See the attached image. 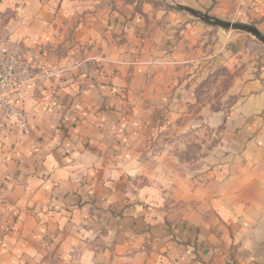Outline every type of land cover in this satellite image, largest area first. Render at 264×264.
<instances>
[{"label":"crops","instance_id":"1","mask_svg":"<svg viewBox=\"0 0 264 264\" xmlns=\"http://www.w3.org/2000/svg\"><path fill=\"white\" fill-rule=\"evenodd\" d=\"M179 1L196 9L206 2ZM91 2L0 0V57L19 47L38 68H68L55 84L57 99L50 85L27 90L29 135L0 130V264H264V208L243 195L250 175L264 169L257 142L264 65L248 85L252 94L223 118V161L169 208L158 192L124 188L126 163L118 155L120 139L137 135L130 130L142 120L138 113L150 111V95L166 99L168 84L150 82L148 70L174 67L156 59L175 41L176 15L167 16L166 33L158 27L153 35L164 13L151 4L139 14L128 4L116 15L100 9L88 16ZM213 14L264 32V0H220ZM187 27L172 53L176 61L197 60L193 49L206 29ZM108 30L118 36L105 39ZM66 42L72 46L61 56L57 49ZM123 90L131 100L119 97ZM125 102L129 116L119 111Z\"/></svg>","mask_w":264,"mask_h":264},{"label":"rangeland","instance_id":"2","mask_svg":"<svg viewBox=\"0 0 264 264\" xmlns=\"http://www.w3.org/2000/svg\"><path fill=\"white\" fill-rule=\"evenodd\" d=\"M144 3H149L154 9L164 13L162 21L152 25L153 35H156L155 29L159 32L158 27L166 33V28L162 25L171 24L167 19L170 13L176 15L178 26L172 25L175 29L176 42L174 41L167 52L163 51L166 52L165 57L159 56L156 59L157 62H167L168 59L174 67L163 70V67L157 63L148 70L149 79L152 80L150 82L158 85L162 82L168 84V97L166 95V99H162L156 92L150 95L152 98L150 100L152 106L150 109L148 107L150 111L147 114L138 113L142 120L134 122V127L131 126L132 130H130L133 132L134 129L137 135L135 134L132 142L120 139L118 156L122 163H126L123 169L126 180L123 182L124 188H131L136 193L140 190L158 192L160 193L158 197L160 195L165 197L167 207L174 208L176 201L187 191L190 192L193 186L191 183L198 179L207 167L223 161L226 143L224 135L226 123H223V118L236 111L237 105L252 94L248 85L251 80L260 77L264 65V44L247 31L213 24L212 21L217 20L213 14V8L220 3V0H206L197 9L192 8L202 15H209L211 21H205L184 10L182 7H188V5L179 0H99L98 5L97 0H93V4L91 2L88 8V16L100 9L116 15L128 4L135 7V12L139 14ZM152 13L156 12L153 10ZM141 19L145 21L147 18L143 15ZM144 23L148 27L149 19ZM122 24L126 26L125 22ZM192 24L203 25L206 29L193 49L197 60L178 59L176 61L172 53L177 47V41L182 33L187 31V26ZM240 24L252 25L258 29L254 23ZM76 28L77 26H73L66 31L67 40L76 33ZM260 32L264 35L263 31ZM106 35L115 39L118 33L108 30L104 34L105 39H107ZM151 41L153 44L156 43L153 38ZM71 46L72 42L61 43L57 49L58 53L62 56ZM235 46L236 49L233 50ZM11 51L22 54L23 61L28 67L30 66L37 77L36 86L30 89L40 85H50L53 89L51 93L57 99L59 88L54 89V87L55 84L64 82L65 73H68L64 70L67 67L38 68L26 57L21 48L16 47L6 53ZM193 52H190L189 56L193 55ZM3 57H0V67ZM154 74L157 75L156 79L152 77ZM68 78H75V76L73 74ZM25 93L27 94V91ZM122 93H124L123 98L119 97L123 101L131 100L132 97L127 94V91L123 90ZM136 97H140V94H136ZM26 100L27 95L25 102ZM131 107L132 105L125 102L119 111H125L129 116ZM24 108L31 128L29 133L18 129L14 119L5 120L1 112L0 130L10 127L24 136L29 135L33 128V121L25 105ZM149 115L151 118L146 121L145 118ZM257 142L259 146L264 145V126ZM256 158L253 162L257 161ZM250 178L252 184L243 187V195L264 208V169L256 170Z\"/></svg>","mask_w":264,"mask_h":264},{"label":"built area","instance_id":"3","mask_svg":"<svg viewBox=\"0 0 264 264\" xmlns=\"http://www.w3.org/2000/svg\"><path fill=\"white\" fill-rule=\"evenodd\" d=\"M0 67V112L5 120H15L21 131L30 132L25 111L26 91L36 86L37 77L18 51L4 54Z\"/></svg>","mask_w":264,"mask_h":264},{"label":"water","instance_id":"4","mask_svg":"<svg viewBox=\"0 0 264 264\" xmlns=\"http://www.w3.org/2000/svg\"><path fill=\"white\" fill-rule=\"evenodd\" d=\"M182 8L186 11L193 13L196 16L201 17L205 21H211L209 15H207V14L202 15L198 11H196L192 8H189V7H185V6ZM212 23L215 25H219L221 27H224V28H234L236 30L247 31V32L251 33L253 36H255L256 38H258L264 44V35L256 27H254L252 25L233 23V22L223 21V20H219V19L213 20Z\"/></svg>","mask_w":264,"mask_h":264}]
</instances>
